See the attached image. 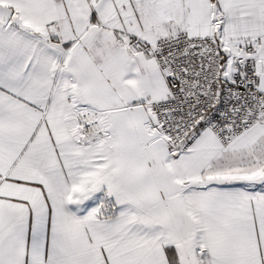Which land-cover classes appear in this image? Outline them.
Returning <instances> with one entry per match:
<instances>
[{
	"label": "snow or ice",
	"instance_id": "1",
	"mask_svg": "<svg viewBox=\"0 0 264 264\" xmlns=\"http://www.w3.org/2000/svg\"><path fill=\"white\" fill-rule=\"evenodd\" d=\"M0 264H264V0H0Z\"/></svg>",
	"mask_w": 264,
	"mask_h": 264
}]
</instances>
